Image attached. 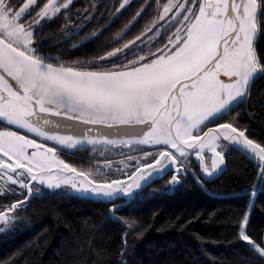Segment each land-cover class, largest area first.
I'll list each match as a JSON object with an SVG mask.
<instances>
[{
  "label": "snow or ice",
  "instance_id": "6c2138e0",
  "mask_svg": "<svg viewBox=\"0 0 264 264\" xmlns=\"http://www.w3.org/2000/svg\"><path fill=\"white\" fill-rule=\"evenodd\" d=\"M74 8V0H0L4 226L22 222L32 199L94 198L125 226V264L134 224L118 214L169 171L170 186L189 175L203 186L240 151L256 163L250 195L264 191V139L233 114L264 77V0H138L114 33L133 0H114L107 17L97 4ZM61 21L63 43L96 21L69 49L89 46L90 55L52 54L42 32ZM251 208L239 214L237 238L264 260V238L248 232Z\"/></svg>",
  "mask_w": 264,
  "mask_h": 264
},
{
  "label": "trees",
  "instance_id": "16d2710c",
  "mask_svg": "<svg viewBox=\"0 0 264 264\" xmlns=\"http://www.w3.org/2000/svg\"><path fill=\"white\" fill-rule=\"evenodd\" d=\"M45 2L40 0V5ZM113 2L75 0L73 13L97 4L107 17ZM137 2L133 0V8L116 20L111 33L126 22ZM60 23L50 22L42 32L52 54L63 52L73 59L90 55L89 46L79 47L78 51L69 49L95 28L96 21L67 43L56 35ZM235 113L240 114L241 124L251 130L253 137L264 139V77L253 82L249 98L234 108ZM76 156L86 154L77 152ZM226 163L223 173L214 178L202 177L203 186L189 175L170 190L166 174L140 190L118 214L134 224L127 237L125 264H264L247 242L237 238L236 226L239 214L248 211L251 202L248 232L257 242L264 238V191L257 190L255 197L250 195L256 163L240 151L230 152ZM193 165L199 174L195 160ZM108 207L75 195L32 199L27 210L20 211L23 221L0 235V264H121L125 226L108 217Z\"/></svg>",
  "mask_w": 264,
  "mask_h": 264
},
{
  "label": "rangeland",
  "instance_id": "374dc122",
  "mask_svg": "<svg viewBox=\"0 0 264 264\" xmlns=\"http://www.w3.org/2000/svg\"><path fill=\"white\" fill-rule=\"evenodd\" d=\"M74 1H75V0H74ZM37 2L40 4V0H37ZM45 3H46V2H45ZM36 10H37V9H36ZM37 11H38V10H37ZM33 15H35L34 12H33ZM161 23H163V21H162ZM173 30H174V29H173ZM63 158L66 159V160L69 161V162H73V163H76V164H80V163L82 162V161H80V160H72L71 156H69V155H65ZM193 160H195V159H193ZM169 172H170V180H171L172 172H171V171H169ZM181 181H182V179H181ZM180 184H181V182L173 187V186H170V182H169L168 188H169L170 190H173V189H175L177 186H179ZM93 199H94V198H93ZM15 227H16V223L11 224V225L4 226V225H3V222H0V235L5 234V233H7V232H9V231H11V230H14Z\"/></svg>",
  "mask_w": 264,
  "mask_h": 264
},
{
  "label": "water",
  "instance_id": "95a60500",
  "mask_svg": "<svg viewBox=\"0 0 264 264\" xmlns=\"http://www.w3.org/2000/svg\"><path fill=\"white\" fill-rule=\"evenodd\" d=\"M168 173H169V172H168ZM168 173H167V174H168ZM164 176H165V175H164ZM164 176H163V177H164ZM214 177H215V176H214ZM214 177H212V178H214ZM157 179H158V178H157ZM154 180H156V179H154ZM141 190H142V189H141ZM139 191H140V190H137V191H136V194H137ZM136 194H135V196H136ZM135 196H134V197H135ZM134 197H133V198H134ZM133 198H132V199H133ZM92 199H93V198H92Z\"/></svg>",
  "mask_w": 264,
  "mask_h": 264
},
{
  "label": "flooded vegetation",
  "instance_id": "af4514ba",
  "mask_svg": "<svg viewBox=\"0 0 264 264\" xmlns=\"http://www.w3.org/2000/svg\"><path fill=\"white\" fill-rule=\"evenodd\" d=\"M167 177H168V179L170 180V172L168 173Z\"/></svg>",
  "mask_w": 264,
  "mask_h": 264
}]
</instances>
